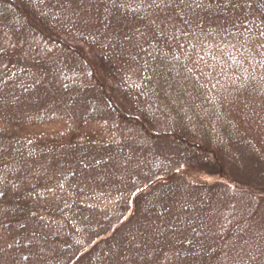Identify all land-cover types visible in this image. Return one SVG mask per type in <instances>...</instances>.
Returning <instances> with one entry per match:
<instances>
[{"label":"rangeland","instance_id":"374dc122","mask_svg":"<svg viewBox=\"0 0 264 264\" xmlns=\"http://www.w3.org/2000/svg\"><path fill=\"white\" fill-rule=\"evenodd\" d=\"M0 264H264V0H0Z\"/></svg>","mask_w":264,"mask_h":264}]
</instances>
